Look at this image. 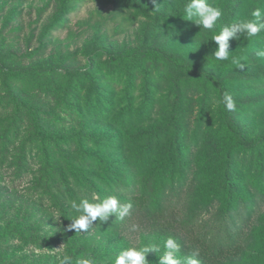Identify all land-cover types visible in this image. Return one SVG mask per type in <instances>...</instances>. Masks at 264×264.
<instances>
[{"label": "rangeland", "instance_id": "obj_1", "mask_svg": "<svg viewBox=\"0 0 264 264\" xmlns=\"http://www.w3.org/2000/svg\"><path fill=\"white\" fill-rule=\"evenodd\" d=\"M186 2L0 0V119L26 116L8 157L0 158V264H59L63 255L73 264L81 258L113 264L123 249L149 244L160 251L146 260L159 264L169 237L180 245L177 257L198 252L200 264H213L202 259L204 245L213 235L222 237L214 225L226 203L238 212L231 220L239 225L240 248L217 264H264V57L257 55L264 51V32L229 38V60L211 55L218 47L212 36L226 24L253 19L257 7L264 12V0H207L222 12L213 30L187 20ZM130 50L165 53L201 75L157 54L112 60ZM206 73L232 95V117L262 159L232 140L219 89ZM33 112L43 120L45 136L60 137L45 146L60 150L61 174L49 190L34 188L43 165L33 151L44 146L24 144L36 135ZM31 148L34 158L17 185L9 157ZM80 152L101 166H86ZM227 152L233 174L223 187ZM72 173L84 175L75 180ZM154 191L164 192L160 208ZM95 196H115L132 208L123 219L113 214L104 222L97 218L87 231L68 230L78 215L72 202H97Z\"/></svg>", "mask_w": 264, "mask_h": 264}, {"label": "trees", "instance_id": "obj_2", "mask_svg": "<svg viewBox=\"0 0 264 264\" xmlns=\"http://www.w3.org/2000/svg\"><path fill=\"white\" fill-rule=\"evenodd\" d=\"M155 54L167 60L168 62H170L171 64H173L174 66H176L178 69L182 70L185 73H188L190 75H198V76L201 75L200 73L198 74L195 73L194 69H197L195 66L189 65L183 62L179 58L169 56L165 53H155V51L130 50V51L122 52L120 54H116L112 56V60L115 62H126V61H131L134 59H138V58L151 57L152 55H155ZM202 76L208 78L210 82H213L215 86L218 87L219 92H220V101H221L222 94L225 92V86L223 85V83L208 73ZM38 85L40 86V84ZM14 95L15 94L13 93L12 94L9 93L10 99L15 100L16 103H19L20 99L16 98ZM222 107L224 109L226 129L229 132L232 140L235 141L242 149L252 150L259 159H262L263 154L258 149L259 147L257 145L255 146L251 141H248L244 138L243 133L241 132L238 124L234 121L232 117L231 111L226 110L223 104H222ZM76 110L77 109L74 108V111ZM15 114L16 115L12 116L10 119L9 118H6L5 120L0 119V158L8 157L9 148L12 142L18 138V133L23 128V122L26 116H24L23 114V118L21 119L20 114H17V113ZM31 115L36 116V118L34 119L36 120L37 131L34 137L28 136L25 139L24 144H27L28 146L34 143L36 144L42 143L44 148L40 152L39 151L40 149L34 150L32 149L33 148L32 147L29 151L27 150L22 151L16 156L14 155L13 157H9V158H13L12 160H14V162L11 163V167L15 169L14 174L17 175L16 184L18 185L20 183V177L23 174H25L26 170L30 167V164L34 158L33 152H35L37 156H41L43 168L42 167L40 168V176L37 179H35L34 188L41 187L46 190H49V188L51 187L50 184L53 180V176L55 174H58V173L61 174V173H60V170L57 169V166L60 168V165L56 163V161H58L57 154L59 153L60 150L56 152H52L51 150H48V148L50 144H53V143H55V145L58 144L57 141L60 137L54 138V136L52 137L45 136L46 127L44 126L43 120H40L38 113L36 115V113L33 112L31 113ZM68 139L70 140V138ZM45 146H48V148H46ZM31 150L32 151L34 150V151L32 152ZM80 153H81L80 158H82V161L83 160L85 161L86 166L90 165L89 167L94 166L95 168L96 163H97V166H101V161L94 158L91 154L85 153V152H80ZM67 154L69 155L71 153L68 152ZM31 157L33 158L31 159ZM150 158H151L150 153L145 154V159H150ZM70 160H74V159L70 158ZM171 162H172V159H171ZM223 168H224L223 173L219 181L223 187H228L230 186V180L233 174V161H232L230 152L226 153V158L223 162ZM85 169H88V168L85 167ZM164 170L160 171L162 180L164 179V175L166 174V171ZM82 172H86V171H82ZM83 175L84 173H72L71 176L75 180H78V178H81ZM172 182H175V181L173 180ZM160 185H159V188H157L158 190L161 188ZM152 194H153L154 206L156 208H160L161 205H159L158 202L161 201V199L159 200V198H163L164 192L154 191ZM55 201L56 200H54V204L58 205V203H56ZM211 209L212 208H210V210ZM237 214L238 212L236 211V209L231 208L230 205L227 203L222 205V207L217 211V221L214 225V228L219 234H221L222 237L218 238V236L213 235L211 239H207V245H204V250H203V257H202L203 261H205L206 263L217 264L218 262H220L222 257H224V255L233 252L235 248L239 250L240 248L239 239L241 238V234L238 230L239 227L236 228V226H239V225L234 224L231 220L232 217L236 216Z\"/></svg>", "mask_w": 264, "mask_h": 264}, {"label": "clouds", "instance_id": "obj_3", "mask_svg": "<svg viewBox=\"0 0 264 264\" xmlns=\"http://www.w3.org/2000/svg\"><path fill=\"white\" fill-rule=\"evenodd\" d=\"M158 8V7H156ZM183 11L188 21L193 22L196 26L206 30H213L216 22L222 15L219 8L213 7L207 0H187L183 5ZM253 19H242L239 22L226 24L221 27L218 34L212 36V42L218 47L211 54L216 61H226L230 59V52L227 51L229 38L238 40L241 35L247 38L257 36L264 32V12L259 7L251 12ZM257 55L264 57V51H260ZM232 63L238 65L241 69L244 65L236 57H231ZM226 110L234 111L236 102L232 95L228 92L222 94L220 101ZM97 202H90L89 199H81L78 203L72 202L73 210L78 213L68 226V230H76V232H84L89 226L99 218L104 222L110 215L115 214L120 219L127 216L132 208L130 203H121L115 196L101 198L95 196ZM165 251L159 258V264H200L195 257L199 255L194 252L191 255L177 257L176 253L180 251V245L171 237L163 242ZM160 247L156 244H149L140 248L128 247L120 251L115 257L113 264H148L146 256L149 252H159ZM59 264H73V260L69 255H63ZM75 264H93L90 258L78 259Z\"/></svg>", "mask_w": 264, "mask_h": 264}]
</instances>
